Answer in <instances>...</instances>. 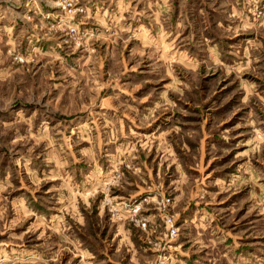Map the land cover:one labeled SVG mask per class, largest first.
<instances>
[{"label": "rangeland", "instance_id": "1", "mask_svg": "<svg viewBox=\"0 0 264 264\" xmlns=\"http://www.w3.org/2000/svg\"><path fill=\"white\" fill-rule=\"evenodd\" d=\"M0 264H264V0H0Z\"/></svg>", "mask_w": 264, "mask_h": 264}, {"label": "built area", "instance_id": "2", "mask_svg": "<svg viewBox=\"0 0 264 264\" xmlns=\"http://www.w3.org/2000/svg\"><path fill=\"white\" fill-rule=\"evenodd\" d=\"M170 227H171V228H170V230H171V234H172V235H176V234H177V230H176V228L174 227V225H173L172 223L170 224Z\"/></svg>", "mask_w": 264, "mask_h": 264}]
</instances>
